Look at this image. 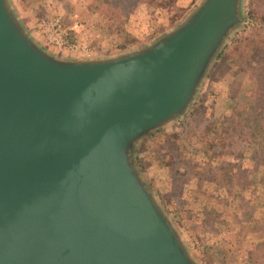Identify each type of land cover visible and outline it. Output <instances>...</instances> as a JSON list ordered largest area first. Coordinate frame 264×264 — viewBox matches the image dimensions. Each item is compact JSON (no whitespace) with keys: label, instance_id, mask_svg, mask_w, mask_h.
I'll return each mask as SVG.
<instances>
[{"label":"water","instance_id":"95a60500","mask_svg":"<svg viewBox=\"0 0 264 264\" xmlns=\"http://www.w3.org/2000/svg\"><path fill=\"white\" fill-rule=\"evenodd\" d=\"M203 0L140 49L59 58L0 0V264H197L134 162L240 25Z\"/></svg>","mask_w":264,"mask_h":264},{"label":"rangeland","instance_id":"374dc122","mask_svg":"<svg viewBox=\"0 0 264 264\" xmlns=\"http://www.w3.org/2000/svg\"><path fill=\"white\" fill-rule=\"evenodd\" d=\"M202 1L155 0L146 4L144 0H131L127 17L118 19L127 33L128 29H138L129 33L133 41L127 43L108 31L114 20L101 0H8L30 37L49 54L63 59L73 55L49 46L36 31L42 22L61 19L67 26L77 21L90 37L80 36L79 41L97 52L93 57L112 56L152 44L179 26ZM249 2L240 1V25L209 66L187 111L157 130L163 135L177 134L178 140L162 142L158 140L160 135L151 137L155 131L143 138L134 151V162L143 181L197 264H264V147H256L247 138L237 144L231 142V146L225 139V145L216 148L219 154L215 155L206 147L213 139L207 130L229 116L235 102L229 94L230 79L233 77L244 92H249L246 87L250 71L236 74L233 66L216 64L224 48L241 34L242 39L236 43L238 50L230 59L235 61L244 50L245 54L249 52L245 37L254 32L246 20ZM246 29L250 31L244 32ZM258 33L264 36V29ZM120 44L127 48L120 49ZM249 55L239 56L249 64ZM252 115L259 122L257 114ZM166 151L173 159L171 173L162 157Z\"/></svg>","mask_w":264,"mask_h":264},{"label":"trees","instance_id":"16d2710c","mask_svg":"<svg viewBox=\"0 0 264 264\" xmlns=\"http://www.w3.org/2000/svg\"><path fill=\"white\" fill-rule=\"evenodd\" d=\"M153 1L155 0H144L146 4H151ZM260 1L264 2V0ZM101 2L110 9L111 20H114L112 25H109L108 31L117 36L118 40L121 39L127 43L132 42L133 38L123 29V21H118L120 17H127L131 9V0H101ZM249 8L246 20L249 22V29L254 32L246 35L245 40L249 41L247 47L250 46L248 48L251 53L248 52L246 54H250L251 63L248 64L246 59L239 56L242 54L243 56L246 55L243 53L245 50L238 55L239 58L235 59V61L230 59V55L232 53L235 54L236 50H238L236 43L237 40L242 39V34L224 48L216 62L217 67L220 65L233 66L236 74L238 72H247V70L250 71L252 76L248 78L249 82H247L246 87L249 88V92H244L239 83L233 81V77L230 79L229 94L230 98L235 100V102L229 116L220 118L215 124H212L211 129L207 130L210 135L213 134V139L206 143L207 149L212 151L211 155L219 154L216 148L223 147L225 139L226 141L229 140V146H231V142L237 144L238 141L247 138L256 147L260 149L264 147V51H262L264 50V36L258 33L259 30L264 29V4L257 5L256 0H250ZM116 22L119 23L114 26ZM249 29L244 30V32ZM118 47L123 50L127 48V45L120 44ZM248 113L251 114V119ZM255 113L259 118V122L252 119V114ZM243 129L246 130V133H243ZM156 135H160L158 140L163 139L162 142L178 140L177 134L163 135L162 131H157L151 137L154 138ZM162 157L167 160L171 169L170 173L173 172V159L169 151H166Z\"/></svg>","mask_w":264,"mask_h":264},{"label":"built area","instance_id":"2783aa9c","mask_svg":"<svg viewBox=\"0 0 264 264\" xmlns=\"http://www.w3.org/2000/svg\"><path fill=\"white\" fill-rule=\"evenodd\" d=\"M44 36L45 41L56 51L82 55L84 58L93 57L97 52L88 43H80V36L87 37L83 26L77 21L65 25L61 19L42 22L36 29Z\"/></svg>","mask_w":264,"mask_h":264},{"label":"crops","instance_id":"0c3cea01","mask_svg":"<svg viewBox=\"0 0 264 264\" xmlns=\"http://www.w3.org/2000/svg\"><path fill=\"white\" fill-rule=\"evenodd\" d=\"M128 30H129L128 33H130V34H134V33H136L138 31V29H134V32L130 31V29H128ZM71 55H73V57H76V58H82L83 57L82 55H75V54H71Z\"/></svg>","mask_w":264,"mask_h":264}]
</instances>
